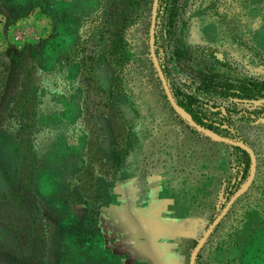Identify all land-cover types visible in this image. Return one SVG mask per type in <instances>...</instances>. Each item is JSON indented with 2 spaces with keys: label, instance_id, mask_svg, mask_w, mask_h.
<instances>
[{
  "label": "rangeland",
  "instance_id": "374dc122",
  "mask_svg": "<svg viewBox=\"0 0 264 264\" xmlns=\"http://www.w3.org/2000/svg\"><path fill=\"white\" fill-rule=\"evenodd\" d=\"M135 1L114 56L122 0H0V188L12 172L11 136L12 187L25 206L0 194L15 264H121L102 249L98 216L117 179L137 219L155 226L144 240L172 251V260L154 264H191L237 192L195 262L264 264V102L208 98V108L224 112L211 117L228 136L173 107L151 53L154 0ZM164 26L170 35L156 46L155 31V49L169 85L189 92L205 53L264 78V0H167ZM180 47L194 52L180 59ZM228 140L248 145L254 159ZM64 172L75 209H49L38 191L47 202L59 199ZM2 240L0 264H14L12 238Z\"/></svg>",
  "mask_w": 264,
  "mask_h": 264
},
{
  "label": "trees",
  "instance_id": "16d2710c",
  "mask_svg": "<svg viewBox=\"0 0 264 264\" xmlns=\"http://www.w3.org/2000/svg\"><path fill=\"white\" fill-rule=\"evenodd\" d=\"M121 1V0H120ZM167 0H159L158 7V25L156 28V46L159 43V37L169 36L170 27L164 26L165 29H159V18L162 16L163 4ZM123 11L119 13L115 18L116 31L114 34V40L112 41V52L114 56L120 53V45L122 40V26L129 20L131 14L138 12L136 9L135 0H122ZM150 8V7H149ZM156 52L158 49L156 47ZM194 52L190 48H176L175 53L178 55V58L187 57L190 58ZM205 53L201 61L198 63V71L195 73V78L191 87H189V92H183L179 88H175L170 85L172 93L177 100L178 104L192 117V119L199 124L200 126L211 130L219 135H225L221 124H217L211 115L217 113L224 114L223 111H214L212 108H208V98L220 97L223 99H232L240 98L244 102H250L252 100H261L264 102V78H255L248 76L244 73L237 71L233 68L228 62H225L223 59L218 58L215 55H212L213 58L216 57V60L211 61L210 57ZM210 56V55H208ZM165 71V69H164ZM113 77L114 73H113ZM246 157H248L247 152L245 151ZM18 173V168L16 174ZM248 177V170H246L245 178ZM25 187L28 186V182L25 181ZM16 198L18 204L22 210L25 206L20 197V192L15 187H11L8 193H2V201L9 200L8 198ZM32 225V223H30ZM10 225V224H9ZM35 234V233H34ZM33 236V234L31 235ZM36 236V235H35ZM34 236V239H35ZM37 239V237H36ZM38 241V239H37ZM40 241V240H39ZM17 264V259H16Z\"/></svg>",
  "mask_w": 264,
  "mask_h": 264
},
{
  "label": "crops",
  "instance_id": "0c3cea01",
  "mask_svg": "<svg viewBox=\"0 0 264 264\" xmlns=\"http://www.w3.org/2000/svg\"><path fill=\"white\" fill-rule=\"evenodd\" d=\"M0 137H5L3 131H0ZM7 137L10 138V148L12 152H14L15 157L14 162L12 163V172L10 173V177L5 181L6 186L0 188V194L12 187L15 181L16 170L18 168V155L14 139H12L11 136ZM70 178V175L67 174V172H64L60 178L61 181H59L57 186H55V196H59V199H56L54 202H47L45 200L49 198L47 194L44 196L42 193L39 194L38 191V195L45 207L57 210H62V207H65V209L73 207L75 209V205L71 203V200L67 195V187L69 186ZM118 184H120L118 179L113 181L110 186L111 189H109L108 196L109 198H112L113 201L108 203L109 205H101V210L98 214L101 230L99 233L101 235V240H103L102 249L109 251L114 258L116 257L117 260L121 262V264H154L160 260L164 263L167 255H169V260H172V251L163 253V250H158V239H154V244L151 246H149L150 244L147 242L148 239L144 240V236L148 237L150 230L151 233L156 232L155 226H153L154 229H149L151 226H148V222L145 223L144 221L143 223L142 219H137L139 217L138 212H135L128 207L130 204L128 202L130 198H128L122 191L116 190ZM114 186L115 191L113 190ZM48 195H51V192L48 193ZM74 198L76 197L74 196ZM139 215L142 214L139 213ZM145 215L148 214L146 213ZM119 224L120 226H118ZM143 227L147 228L144 229ZM8 236L12 238V259L15 264L16 252L14 251V235L12 228L7 225H0V239L6 240ZM169 263H171V261Z\"/></svg>",
  "mask_w": 264,
  "mask_h": 264
},
{
  "label": "water",
  "instance_id": "95a60500",
  "mask_svg": "<svg viewBox=\"0 0 264 264\" xmlns=\"http://www.w3.org/2000/svg\"><path fill=\"white\" fill-rule=\"evenodd\" d=\"M158 7H159V0H154L153 2V7H152V17H151V28H150V31H151V53H152V57H153V61L155 63V66H156V69L158 71V74H159V77L163 83V87H164V90L166 92V95L170 101V103L172 104L173 107H175L176 109L180 108L182 110H184L177 102V100L175 99L173 93H172V90L170 88V85L169 83L167 82V79L164 75V72L162 70V67H161V64L158 60V57H157V53H156V49H155V31H156V24H157V15H158ZM253 102H259L257 100H252ZM185 111V110H184ZM190 115V114H189ZM196 123V122H195ZM196 125L200 126L199 124L196 123ZM202 127V126H200ZM202 129H205L204 127H202ZM229 143L233 144V145H236V146H239V147H242L244 148L245 150H247L252 158L254 159V152L253 150L246 144H244L243 142H240V141H233V140H228ZM252 179V176L250 177L249 179V182L251 181ZM239 196V192L235 193L231 198L230 200L228 201L225 209L222 211V213L212 222V224L209 226V228L207 229L206 231V234L205 236L202 238V240L196 245V247L194 248L193 252H192V255H191V264H196L195 262V259H196V256L199 252V250L201 249L204 241L206 240L207 236L212 232V230L214 229V227L218 224V222L220 221V219L223 217V215L226 213V211L230 208V206L232 205V203L237 199V197Z\"/></svg>",
  "mask_w": 264,
  "mask_h": 264
}]
</instances>
